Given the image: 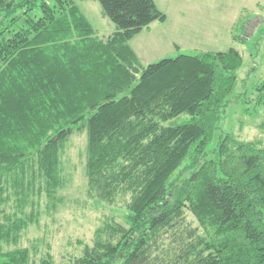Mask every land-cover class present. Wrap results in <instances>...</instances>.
<instances>
[{"label":"trees","instance_id":"obj_1","mask_svg":"<svg viewBox=\"0 0 264 264\" xmlns=\"http://www.w3.org/2000/svg\"><path fill=\"white\" fill-rule=\"evenodd\" d=\"M98 1L116 25L106 37L74 0H0V264H31L22 232L40 198L61 200L77 131L88 194L125 213L72 264H264V140L218 132L241 53L143 64L130 40L166 14L155 0Z\"/></svg>","mask_w":264,"mask_h":264},{"label":"rangeland","instance_id":"obj_2","mask_svg":"<svg viewBox=\"0 0 264 264\" xmlns=\"http://www.w3.org/2000/svg\"><path fill=\"white\" fill-rule=\"evenodd\" d=\"M74 1L100 37L116 30L98 0ZM155 2L166 14V20L153 21L130 40L141 62L148 64L181 52L237 49L243 63L218 132L231 133L245 142L264 140V0ZM34 13L39 15L40 9ZM233 34L238 39L234 40ZM86 146V132L77 131L70 136L62 155L67 181L59 192L61 200L52 209L46 197L40 198L35 207L40 213L38 220L22 232L18 246L30 250L31 264H38L48 253L55 264H72L84 246L92 245L96 230L107 219L124 222L122 203L111 205L88 194ZM187 217L198 225L191 213Z\"/></svg>","mask_w":264,"mask_h":264}]
</instances>
